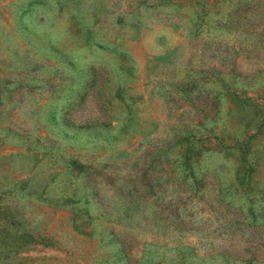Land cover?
Instances as JSON below:
<instances>
[{
	"label": "rangeland",
	"instance_id": "obj_1",
	"mask_svg": "<svg viewBox=\"0 0 264 264\" xmlns=\"http://www.w3.org/2000/svg\"><path fill=\"white\" fill-rule=\"evenodd\" d=\"M157 1L0 0V264H264V0Z\"/></svg>",
	"mask_w": 264,
	"mask_h": 264
},
{
	"label": "trees",
	"instance_id": "obj_2",
	"mask_svg": "<svg viewBox=\"0 0 264 264\" xmlns=\"http://www.w3.org/2000/svg\"><path fill=\"white\" fill-rule=\"evenodd\" d=\"M159 1H163V0H158L156 4H158ZM166 1H168V0H166ZM248 1L249 0H242L243 4L247 3ZM257 11H259V9H257ZM262 11L263 10H261V12ZM240 17H244V16L237 15L236 13H234V16H232L230 20H232V23H238V18L240 20ZM198 18L202 19V17H200V15L198 13H196L195 19H198ZM194 25H196V22H194ZM193 84H194V82L190 83L191 86ZM187 85L185 88L190 89L191 87L190 86L187 87ZM263 125H264V123H262V124L258 123L256 125V130H259ZM182 140L184 143V146H183L184 158L182 161H178L177 163L181 167V169L186 170V173H184V177L190 178L191 184H193L195 186V184L198 180V176L194 174L193 167H195L197 165L194 164L195 165L194 166L193 163L195 162L196 157H198L202 152V147L199 146L202 143V139L194 138L193 133H188L186 136H184L182 138ZM199 142H201V143H199ZM216 145H218L219 147H222V148H228V149H231L233 151H236L241 157V166H242L241 175H242V177H248L250 170L247 167V159L246 158H247L248 154L250 153V149H251L250 137L245 136L244 139H235L232 144H227V145L221 143V141H217ZM74 163L75 162L72 161V164H74ZM77 167L80 170H84L87 166H84V165L80 166L77 164Z\"/></svg>",
	"mask_w": 264,
	"mask_h": 264
}]
</instances>
